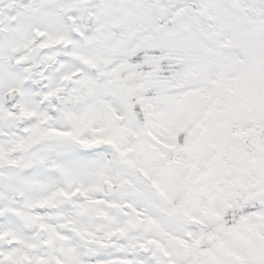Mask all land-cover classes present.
Wrapping results in <instances>:
<instances>
[{
	"label": "snow or ice",
	"instance_id": "snow-or-ice-1",
	"mask_svg": "<svg viewBox=\"0 0 264 264\" xmlns=\"http://www.w3.org/2000/svg\"><path fill=\"white\" fill-rule=\"evenodd\" d=\"M0 264H264V0H0Z\"/></svg>",
	"mask_w": 264,
	"mask_h": 264
}]
</instances>
